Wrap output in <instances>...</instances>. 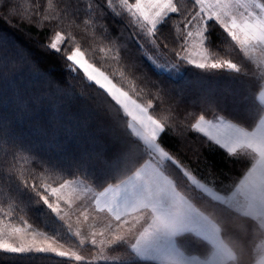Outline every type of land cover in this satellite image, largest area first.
Masks as SVG:
<instances>
[{
	"label": "snow or ice",
	"instance_id": "1",
	"mask_svg": "<svg viewBox=\"0 0 264 264\" xmlns=\"http://www.w3.org/2000/svg\"><path fill=\"white\" fill-rule=\"evenodd\" d=\"M109 13L126 20L156 73L227 70L247 89L246 117L208 99L198 110L174 107L163 83L138 73L106 34ZM0 18L48 27L45 47L64 56L73 79L83 73L84 89L103 90L127 145L121 163L97 177L45 161L0 129V252L53 253L78 264H264V0H28L27 8L0 0ZM85 37L108 54L114 73L86 59ZM117 74L131 90L114 82ZM169 126L200 134L242 165L241 176L225 189L199 178L162 146ZM30 203L45 206L55 231L28 217Z\"/></svg>",
	"mask_w": 264,
	"mask_h": 264
},
{
	"label": "trees",
	"instance_id": "2",
	"mask_svg": "<svg viewBox=\"0 0 264 264\" xmlns=\"http://www.w3.org/2000/svg\"><path fill=\"white\" fill-rule=\"evenodd\" d=\"M21 2L28 7V0ZM96 2L102 4L103 0ZM102 23L108 30L106 34L117 41L125 55L136 60L138 73L149 82L159 79L163 83L170 102L178 110H198L202 101L208 99L237 119L246 117L250 103L247 89L240 80L231 78L227 70L203 73L186 66L176 76L156 73L137 53L134 34L126 20L109 13ZM49 35L48 27L21 21L9 23L0 18V129L11 142L22 144L37 157L66 170L74 171L79 165L90 175H108L109 165L121 163L117 156L127 146L122 125L117 126L114 109L102 102L106 97L103 90L95 85L84 89L83 73L73 79L64 56L45 47L50 42ZM79 43L87 51L88 61L106 74L114 73L115 63L107 53L102 55L90 48L87 37ZM219 43V37L213 34L211 45L217 47ZM113 79L118 86L124 84L127 90L132 89V84L118 74ZM159 114L163 116V110ZM203 139L184 127L171 126L161 136L162 146L190 166L199 178L225 189L241 176L242 165L229 160L210 143H202ZM178 140L183 143L180 151L176 147ZM23 199L27 201L28 196ZM46 212L42 204L30 203L27 208L34 223L53 232L55 224ZM0 264L78 263L54 254L0 252Z\"/></svg>",
	"mask_w": 264,
	"mask_h": 264
},
{
	"label": "rangeland",
	"instance_id": "3",
	"mask_svg": "<svg viewBox=\"0 0 264 264\" xmlns=\"http://www.w3.org/2000/svg\"><path fill=\"white\" fill-rule=\"evenodd\" d=\"M180 73V71L177 73V72H173V73H167V74H170L172 76H176ZM70 250H76V249H70ZM34 254H38V253H34ZM41 254H53V253H41ZM55 255V254H54ZM64 258H67V259H70L72 260L73 262H76L78 263L77 261H75L74 259H72L70 256H65Z\"/></svg>",
	"mask_w": 264,
	"mask_h": 264
}]
</instances>
